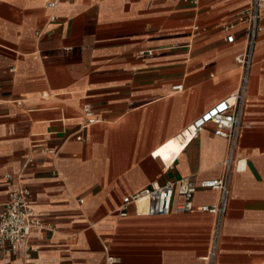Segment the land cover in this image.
<instances>
[{"label": "crops", "instance_id": "1", "mask_svg": "<svg viewBox=\"0 0 264 264\" xmlns=\"http://www.w3.org/2000/svg\"><path fill=\"white\" fill-rule=\"evenodd\" d=\"M45 2L0 0V209L24 186L38 221L30 257L0 255V264H206L213 217L200 206L215 190L198 188L189 212L117 209L152 182L222 174L228 140L215 126L190 138L182 131L233 100L248 0ZM262 14L236 150L246 167L231 176L215 264H264ZM84 103L96 121L82 128Z\"/></svg>", "mask_w": 264, "mask_h": 264}, {"label": "built area", "instance_id": "2", "mask_svg": "<svg viewBox=\"0 0 264 264\" xmlns=\"http://www.w3.org/2000/svg\"><path fill=\"white\" fill-rule=\"evenodd\" d=\"M58 2L59 0H46L45 6L53 9ZM263 8L264 0H248L246 6L239 11L240 21L243 24L241 32L244 37V47L235 57L241 67V78L240 86L234 94L233 100L227 98L212 104L182 131L183 138H190L200 132L205 125L213 124L215 126L214 134L228 140V153L221 163L222 174L220 177L195 181L192 177L184 176L161 184L152 182L148 186L124 195L121 198L120 207L117 209L118 215L124 216L126 206L140 202L143 204V212L146 215L189 212L193 210V197L198 188L215 190L217 199L213 203L200 206L202 212L209 213L213 217L207 252L202 257L206 264H215L231 198L232 173L243 171L246 167L245 156L236 154V150L241 130L243 95L253 63L256 42L263 30ZM54 18L51 16L50 20H54ZM232 27L233 25H228L225 28L227 43L235 41V33L231 31ZM179 87L180 85H176L173 88ZM80 111L84 118L82 128L96 121L89 104H82ZM75 139L79 140L80 135H76ZM47 151L55 153L52 148ZM174 196L179 197L180 201L173 203ZM37 225L38 221L29 203L27 187L17 186L8 193L7 199L0 209V255L6 257L19 255L23 259H28L33 251L28 244V235L30 230ZM3 264L22 263L8 260Z\"/></svg>", "mask_w": 264, "mask_h": 264}, {"label": "bare ground", "instance_id": "3", "mask_svg": "<svg viewBox=\"0 0 264 264\" xmlns=\"http://www.w3.org/2000/svg\"><path fill=\"white\" fill-rule=\"evenodd\" d=\"M202 124V123H201Z\"/></svg>", "mask_w": 264, "mask_h": 264}]
</instances>
